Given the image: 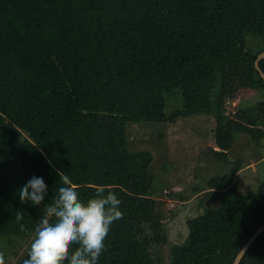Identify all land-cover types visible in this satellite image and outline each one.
Returning a JSON list of instances; mask_svg holds the SVG:
<instances>
[{
    "label": "trees",
    "instance_id": "1",
    "mask_svg": "<svg viewBox=\"0 0 264 264\" xmlns=\"http://www.w3.org/2000/svg\"><path fill=\"white\" fill-rule=\"evenodd\" d=\"M262 51L264 0H0V239L33 235L63 171L82 199L103 186L122 202L97 264H156L152 246L164 243L169 264H232L264 224V182L245 194L235 172L193 189L217 195L216 204L189 218L185 241L172 243L153 191V155L129 150L127 127L192 114L218 119L228 99L251 89L261 96L257 110L238 108L227 123L243 120L261 143ZM259 65L264 71V58ZM168 94L182 106L171 117ZM250 111L257 117L247 118ZM217 122L219 149L211 150L227 158L239 127ZM32 176L48 186L40 206L17 195ZM239 264H264V231Z\"/></svg>",
    "mask_w": 264,
    "mask_h": 264
},
{
    "label": "rangeland",
    "instance_id": "2",
    "mask_svg": "<svg viewBox=\"0 0 264 264\" xmlns=\"http://www.w3.org/2000/svg\"><path fill=\"white\" fill-rule=\"evenodd\" d=\"M229 97L225 98V101ZM260 94L251 89L238 90L237 97L224 103V114L219 118L204 115L178 116L162 121L143 120L128 125L127 141L130 151H148L153 155L150 172L153 175V191L166 209L163 219L170 242L180 243L188 235L187 220L216 204L215 196L198 194L193 189L204 188L205 183L217 176L234 174V183L245 194L255 193L264 182V139L254 143L246 134L249 124L243 120L228 122L238 108L257 110ZM217 103V99H212ZM176 95L166 96L165 113L171 117L181 110ZM221 107V105H220ZM218 111V110H217ZM250 111L246 117H257ZM218 113V112H217ZM237 129L236 141L227 158L219 157L211 148L217 147L216 128L219 124ZM260 124V123H259ZM228 135L220 134V138ZM262 157V158H260ZM252 164V168H246ZM242 167L238 171V167ZM32 236H7L0 239V264H18L29 249ZM156 264H169V244L152 246Z\"/></svg>",
    "mask_w": 264,
    "mask_h": 264
},
{
    "label": "clouds",
    "instance_id": "3",
    "mask_svg": "<svg viewBox=\"0 0 264 264\" xmlns=\"http://www.w3.org/2000/svg\"><path fill=\"white\" fill-rule=\"evenodd\" d=\"M55 195L36 222L27 257L23 264H97L106 250L105 238L113 222L123 217L121 200L103 186L87 199L78 195L77 186L67 173L59 171ZM48 186L43 177L32 176L18 190L20 202L40 206ZM16 221L24 230L23 213ZM75 245L70 251V246ZM243 255V250L239 251Z\"/></svg>",
    "mask_w": 264,
    "mask_h": 264
},
{
    "label": "water",
    "instance_id": "4",
    "mask_svg": "<svg viewBox=\"0 0 264 264\" xmlns=\"http://www.w3.org/2000/svg\"><path fill=\"white\" fill-rule=\"evenodd\" d=\"M264 58V51H262L261 53L258 54L257 59L255 61V66L258 69L261 77L264 79V71L261 69L259 62L260 60H262ZM264 231V224H262L254 233L253 235L248 239V241L243 245V247L241 248V250H243V255L240 254V252H238L234 262L232 264H239L240 261L242 260L244 254L246 253V251L250 248V246L252 245V243L254 242V240Z\"/></svg>",
    "mask_w": 264,
    "mask_h": 264
},
{
    "label": "crops",
    "instance_id": "5",
    "mask_svg": "<svg viewBox=\"0 0 264 264\" xmlns=\"http://www.w3.org/2000/svg\"><path fill=\"white\" fill-rule=\"evenodd\" d=\"M252 167H254V166H252V164H251L250 166L248 165V167H246V168H252ZM241 169H242V168H241Z\"/></svg>",
    "mask_w": 264,
    "mask_h": 264
}]
</instances>
